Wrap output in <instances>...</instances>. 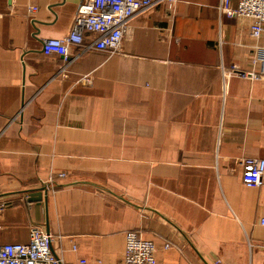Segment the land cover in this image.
<instances>
[{
	"label": "crops",
	"instance_id": "1",
	"mask_svg": "<svg viewBox=\"0 0 264 264\" xmlns=\"http://www.w3.org/2000/svg\"><path fill=\"white\" fill-rule=\"evenodd\" d=\"M82 1L0 0V244L37 225L65 264H124L133 230L158 264H264V177L247 187L241 164L264 158V77L223 76L262 68L264 37L221 0H173L137 15L119 53L73 45L66 65L43 41Z\"/></svg>",
	"mask_w": 264,
	"mask_h": 264
},
{
	"label": "built area",
	"instance_id": "2",
	"mask_svg": "<svg viewBox=\"0 0 264 264\" xmlns=\"http://www.w3.org/2000/svg\"><path fill=\"white\" fill-rule=\"evenodd\" d=\"M173 0H83L77 7L70 32L65 37H54L43 41V51L47 55L54 53L63 56L66 65L81 57V53L72 51L73 45L94 46L112 54L119 53L122 42L131 22L137 15L145 13L152 6ZM231 0H221L220 10L229 17H241L249 20V32L256 40L264 37V0H239L237 7L231 8ZM32 10H37L33 7ZM259 47L254 63L262 68L241 71L237 67L223 73L225 78L234 75L244 77H264V46ZM90 76H82L79 83H92ZM243 182L247 187L258 186L264 177V158L244 157ZM65 176L64 172L59 173ZM53 180V179H52ZM264 225V217L260 219ZM30 239L26 243L10 242L0 244V264H65L61 255L53 250V235L43 227H30ZM124 264H158L156 243L137 231L129 230L125 235ZM171 245L167 243L165 248ZM76 250V246L73 248ZM76 264L91 263L79 258Z\"/></svg>",
	"mask_w": 264,
	"mask_h": 264
},
{
	"label": "water",
	"instance_id": "3",
	"mask_svg": "<svg viewBox=\"0 0 264 264\" xmlns=\"http://www.w3.org/2000/svg\"><path fill=\"white\" fill-rule=\"evenodd\" d=\"M40 188L37 189L36 191L30 192L28 193V196L30 198V200H35V199H42V195L44 194V196L47 197V193L49 190L53 189L55 190L58 186L55 182V180H41V183L39 184ZM101 188V191H103L104 193H108V194H113L115 196H117L116 194H114L113 190L111 187H107V188ZM120 199L122 201H126L129 204H132L134 206H136L138 208V210H141L143 213L147 214V215H155L156 211L154 209H151V207L144 205L143 203L139 204L136 203L135 200H132L131 198L128 197H120ZM213 264V263H211Z\"/></svg>",
	"mask_w": 264,
	"mask_h": 264
}]
</instances>
